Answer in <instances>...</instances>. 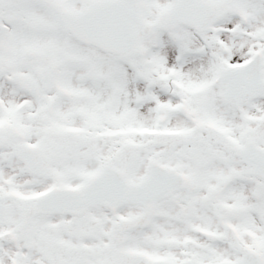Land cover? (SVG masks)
<instances>
[{
    "label": "snow or ice",
    "instance_id": "1",
    "mask_svg": "<svg viewBox=\"0 0 264 264\" xmlns=\"http://www.w3.org/2000/svg\"><path fill=\"white\" fill-rule=\"evenodd\" d=\"M0 264H264V0H0Z\"/></svg>",
    "mask_w": 264,
    "mask_h": 264
}]
</instances>
